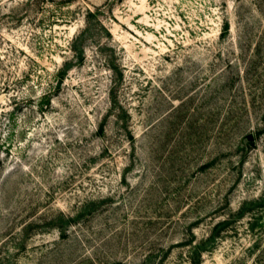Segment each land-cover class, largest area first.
Listing matches in <instances>:
<instances>
[{"label":"rangeland","instance_id":"374dc122","mask_svg":"<svg viewBox=\"0 0 264 264\" xmlns=\"http://www.w3.org/2000/svg\"><path fill=\"white\" fill-rule=\"evenodd\" d=\"M0 264H264V0H0Z\"/></svg>","mask_w":264,"mask_h":264}]
</instances>
